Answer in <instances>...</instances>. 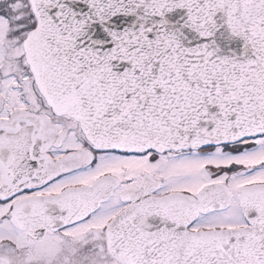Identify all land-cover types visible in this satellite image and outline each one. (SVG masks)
Wrapping results in <instances>:
<instances>
[{
	"label": "snow or ice",
	"instance_id": "obj_1",
	"mask_svg": "<svg viewBox=\"0 0 264 264\" xmlns=\"http://www.w3.org/2000/svg\"><path fill=\"white\" fill-rule=\"evenodd\" d=\"M0 264H264V0H0Z\"/></svg>",
	"mask_w": 264,
	"mask_h": 264
}]
</instances>
